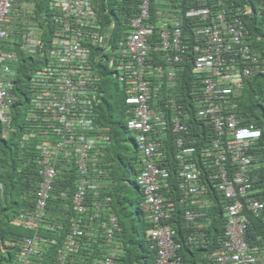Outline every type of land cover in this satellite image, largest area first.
Here are the masks:
<instances>
[{"label": "built area", "instance_id": "obj_1", "mask_svg": "<svg viewBox=\"0 0 264 264\" xmlns=\"http://www.w3.org/2000/svg\"><path fill=\"white\" fill-rule=\"evenodd\" d=\"M260 3L262 6L256 14L264 19V2ZM228 5V0H137V10L125 18L122 38L114 44L106 38L109 29L102 27L96 0H50L55 33L46 63L31 78L33 91L27 115L32 120L30 135L47 139L36 142L41 178L36 190L37 208L27 218L20 217L24 225L34 228L39 224L43 209L54 196L60 161H70L73 156L78 166L73 202L78 212L86 211L85 201L93 181L88 166L90 152L108 139L94 125L92 111V100L97 97L93 86L99 75L95 63L102 60L130 92L126 97L130 105L127 127L133 131L142 160L137 182L143 191V208L153 222L148 233L157 250L155 262L186 264L176 257L181 244L174 238L176 229L166 222L176 206V201L168 200L163 191L169 185L170 171L157 163L161 148L157 132L169 121L165 110L152 107L150 100L162 88L166 74L168 85L176 83L184 69L182 64L190 57L192 72L197 76L192 90L197 96L196 114L210 120L214 134L199 150L186 145L182 133L187 132V125L181 120L182 107L167 105L173 113L172 130L179 134L175 140V160L182 176L178 183L182 196L177 199L185 204L184 219L189 226L198 227L205 226L209 220L205 210L194 208L208 202L205 185L200 181L202 163L209 176L216 178L215 185L227 199L222 208L225 233L221 247L212 256L213 263L264 264V253L246 238L248 226L244 213L246 207L253 214H263L264 200L247 197L243 202L237 198L245 196L252 184L251 173L260 166V158L254 151L260 147L257 140L262 135L261 129L254 123L243 125L236 113L238 98L243 94L241 84L251 75V64L240 63L242 59L256 63L257 57L251 53L243 11L228 7L226 12ZM14 9L16 0H0V122L6 135L11 128L8 102L16 97L13 85L19 61L17 52L8 46L19 44L22 50L35 52L44 42L41 37L44 27L32 21L31 12L24 9L20 12L21 19H16ZM246 9L251 11V6L247 5ZM93 45L98 47L94 52L90 50ZM152 52H156L158 59H164L167 66L153 64ZM153 76H162L154 93L150 86ZM38 118L42 122H37ZM41 142L54 145L38 146ZM100 209L99 205L95 206L96 212L90 220L98 218ZM72 224L59 254L64 264L69 251L78 246V238L88 232L85 220L75 218ZM117 226L115 215H110L103 224L107 246ZM187 240L195 242L197 237L188 234ZM40 242L36 236L26 238L18 264H30L29 257L37 252ZM116 250L114 247L107 250L101 263L114 264Z\"/></svg>", "mask_w": 264, "mask_h": 264}, {"label": "trees", "instance_id": "obj_2", "mask_svg": "<svg viewBox=\"0 0 264 264\" xmlns=\"http://www.w3.org/2000/svg\"><path fill=\"white\" fill-rule=\"evenodd\" d=\"M23 1L17 0L19 5ZM31 1L34 3V8L28 11L32 14V21L44 27L41 35L44 42L35 52L22 50L19 44L8 46L9 49L17 52L19 61L18 75L13 85L16 97L8 102L11 128L7 135L3 133V125L0 122V264H18L19 253L24 249L25 239L35 236L41 242L37 252L30 255V264H64L60 261L59 254L75 218L85 220L88 232L78 238V246L69 251L65 264H98L111 247L117 249L114 264H149L150 259L156 264L157 250L152 246L153 242L147 232L153 222L149 212L143 208V191L137 180L136 188L131 189L133 182L130 175L140 173L142 160L136 138L128 135L129 130L126 125L127 110L130 106L126 102V97L130 92L102 60L95 63L99 75L93 86L97 97L92 100V111L94 125L100 127L108 139L90 152L88 166L93 181L89 184L90 191L85 201L86 211L78 212L73 202L78 177L76 157L73 156L70 161L67 159L60 161L54 196L48 200L43 209L39 224L30 228L20 220L21 216L27 218L37 208L36 190L41 179L37 163L40 153L36 146L39 136L30 135L29 123L32 120L27 116L33 91L31 78L46 63L51 39L55 33L49 0ZM96 2L102 27L105 30L109 29L105 34L106 38L117 44L122 38L125 18L137 10V0H97ZM232 2L228 0L229 5L224 8L226 12L229 11L228 7L243 11L241 15L251 41V53L257 57L256 63L244 61L245 59L240 63L243 66L251 64V75L241 84L243 94L238 98L239 108L236 113L243 125L254 123L262 132L257 140V145L260 147L254 151L260 158V166L251 173L252 184L246 189L245 196L240 195L237 198L243 202L247 197L264 200V99L262 96L264 94V19H260L256 14L257 9L262 5L261 0H232ZM247 5L251 6V11L245 10ZM18 17L21 19L19 15ZM97 48V45H93L90 50L94 52ZM155 53L152 52L155 57L153 64L166 67L164 59H158ZM191 61L193 60L189 57L188 61L182 64L184 69L174 85H168L166 74L163 77V86L158 92L155 91L156 82L163 75L150 78L152 92H156L150 103L156 109L165 110L169 121L167 126L159 128L157 132L161 142L157 163L170 171L169 185L163 188V191L169 197L168 200L176 201L175 212L166 220L176 229L174 238L181 244L176 257L186 264H214L212 256L221 247V238L225 233V216L222 208L227 199L222 190H218V185H215L216 178L209 176L201 163L200 181L205 185L204 195L208 202L201 208H197V205H194V208L205 210L209 220L203 227L187 224L183 216L185 204L178 202L182 196L178 188L182 176L175 160L177 151L175 140L179 134L172 130L173 113L170 111L171 107L167 108L169 104L182 107L180 109L184 117L181 116V120L187 125V132L182 133L186 145H194L199 150V147L209 142L214 133L210 120L196 114L197 96L192 93L193 84L196 83L193 78L195 76L196 79V74L192 72ZM115 81L121 83L123 89H113L112 84ZM41 119L36 121L40 122ZM13 136L18 137L20 141L16 142ZM129 139L135 144L132 149L128 145ZM95 191L98 193L95 194ZM62 192L65 194L62 195ZM96 205L101 207L98 218L90 220L96 212ZM244 213L247 216L248 226L246 238L264 253V212L256 215L245 207ZM110 215L116 216L118 226L111 241L109 240L110 245L107 246L108 239L103 231V224L108 222ZM192 233L197 237L195 242L187 240L188 234Z\"/></svg>", "mask_w": 264, "mask_h": 264}, {"label": "rangeland", "instance_id": "obj_3", "mask_svg": "<svg viewBox=\"0 0 264 264\" xmlns=\"http://www.w3.org/2000/svg\"><path fill=\"white\" fill-rule=\"evenodd\" d=\"M112 88L113 89H120V88H122L121 87V83H119L118 81H115V83L112 84ZM127 132H128V130H127ZM132 134H133V132L132 131H129V134L128 135L129 136H132ZM13 138H14V136H13ZM38 138H39V140H46L47 139L46 136H39ZM14 139H15L16 142H19L20 141L18 139V137H15ZM40 145H47V146L50 145V146H53L54 143L41 142L40 144H38V146H40ZM128 145H129V148L132 149L135 146L134 141L132 139H129ZM137 177H138V175H136L134 173H131L130 178H131V180L133 182L132 185H131L132 186L131 189H135L136 188V186H137L136 185ZM134 211H136V208H134ZM149 229L150 228L148 227V230ZM148 262H149V264H154L151 259Z\"/></svg>", "mask_w": 264, "mask_h": 264}, {"label": "clouds", "instance_id": "obj_4", "mask_svg": "<svg viewBox=\"0 0 264 264\" xmlns=\"http://www.w3.org/2000/svg\"><path fill=\"white\" fill-rule=\"evenodd\" d=\"M97 1V0H96ZM106 1V0H105ZM49 3H50V0H49ZM20 3L19 2H17V0H16V9H14V12H13V17L15 18V17H17L16 19H19V17H18V15L20 16V12L22 11V10H24V9H26V10H29V9H31V8H34V3L31 1V0H24L22 3H21V5H19ZM20 11V12H19ZM196 78H197V76H196ZM193 80H195V76H194V78H193ZM126 125H127V123H126ZM128 128V127H127ZM128 130H129V128H128ZM129 131H132V130H129ZM133 132V131H132ZM133 135V134H132ZM134 136V135H133ZM36 146H37V144H36ZM39 150V149H38ZM54 193V192H53ZM184 210V209H183ZM175 212V211H174ZM173 212V213H174ZM183 216H184V214H183ZM153 224V223H152ZM151 227V226H150ZM149 227V228H150ZM149 231V230H148ZM147 231V232H148ZM148 236H150L149 235V233H148ZM117 255V254H116ZM116 258V257H115ZM115 262V261H114ZM98 264H102L101 263V259L98 261Z\"/></svg>", "mask_w": 264, "mask_h": 264}]
</instances>
